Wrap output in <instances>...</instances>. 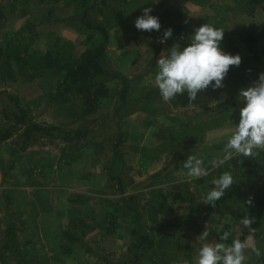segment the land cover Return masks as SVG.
I'll list each match as a JSON object with an SVG mask.
<instances>
[{
	"label": "rangeland",
	"instance_id": "374dc122",
	"mask_svg": "<svg viewBox=\"0 0 264 264\" xmlns=\"http://www.w3.org/2000/svg\"><path fill=\"white\" fill-rule=\"evenodd\" d=\"M186 2L187 0H110L105 6L101 4L97 6L94 13L99 22L112 34L114 31L117 32L120 25L128 24L130 19L135 18L132 16L142 15L145 7H151L152 14L160 19L162 27L159 33L154 32L156 36L157 34L162 36L163 31L169 27L173 29V37L164 45L156 42L160 37L153 38L148 44H145L142 39V45H151L155 51L143 56L144 59L140 63L143 68L134 71L139 74L131 76L134 82L131 84L128 107L121 110L120 118L115 111V107L119 105L118 92L122 87V85L119 86L120 80L112 77L104 80L103 83L110 90L109 96L100 102L95 113L86 116L77 97L62 94L58 72H46L42 76L33 78L31 72L19 68L12 60L8 61V55L12 49L22 50L28 47L34 51L46 52L51 46H56L58 40H61V43L68 41L76 46L79 52L84 51L88 34L83 33L80 24L74 23L71 19L77 8L73 0L58 2L56 0H19L15 8L0 12V91H8L17 96L38 123L57 125L66 130L86 128L92 131L86 139L77 144L66 145L67 143L61 140H42L38 143L41 157L46 165H43L40 172L31 171L29 179L30 184L51 189L50 187L54 188V184L49 177L61 175L62 169L68 164H73L72 171H75L73 177H77L80 173L76 169L81 170L85 175L103 172L102 175L106 180L102 178L104 176L89 179L90 181L87 179L86 183L89 181V186L72 189L74 198L73 202L71 201L73 205L71 216L84 217V219L81 220V224H77L82 227V230L74 232L77 227L71 223L70 227L73 230L70 227L67 230L69 235L79 238L87 237L85 234L91 229L88 235H94V242H97L99 264H107V261L123 264L131 259L129 248L132 244L131 230L135 215L127 205L123 204L122 199L129 202L131 199V205L140 214L138 222L143 233L149 234L156 241L155 248L142 264H154V262L195 264L200 246L197 238L205 230L197 229L192 224V227L187 228L168 225L186 221L190 223L192 219L200 215L206 207L203 204V197L212 187V181L225 171L231 172L234 177L237 197L231 203L229 211L219 210L212 216L207 240L221 242L219 236L228 226L231 235L226 243L230 244L233 238L246 241V264H259L264 252V219L256 230L251 226L253 230L249 233L248 229L241 228L239 218L244 215L243 207L252 189L264 188V169L253 167L251 164L253 158L244 157L243 160L242 156H235L222 165L217 164L216 167H212L205 159L204 163L207 164L204 167L211 171L209 174L212 173L216 177L189 179L186 177L187 170L181 164L185 154L183 147L188 144L189 138L194 139L193 133L197 134L198 138L203 127L189 130L190 133L193 132L191 137L184 133L178 135L176 128L170 127L175 125L182 129L187 124L193 126L194 121L191 118L185 119V116L178 113L173 114L171 122L165 123L163 128L158 130L159 135L163 134V137H167L168 142L165 147L137 151L140 150L139 145L144 143L143 139L146 136L142 119L135 121L133 126L138 128V132L132 134L134 136L130 134L131 137L126 124L120 125L122 117L141 106L149 112L148 117H145L148 122L151 121L148 124L152 123L153 117L169 113L175 108V103L178 102L176 97L168 102L163 101L155 86V78L152 76L155 61L160 57V53L170 48L174 42L183 43L194 28L205 23L225 31L235 30L237 24L257 27L264 23V9L248 6L237 0H188L194 5L192 7ZM1 4L6 5L7 0H0ZM132 30L136 32L134 27ZM134 38L135 36L131 42H127H135ZM120 40L119 38L118 41ZM9 45L13 47L9 48ZM107 48L108 51L110 50L107 53V68L112 74L118 73L116 63L121 61L118 56L116 61L114 53L119 49L115 51L113 49L115 46H111L109 42ZM257 51L264 55V41L258 45ZM242 54V63L237 67L238 69L248 68L247 63L253 60L246 50ZM122 64L125 63L122 62ZM255 73L256 70L250 72L252 75ZM147 78L148 83L144 82V84L141 79ZM244 82H246L244 87L254 83L250 78H245ZM142 102L144 105H138ZM231 103L238 104L237 100ZM2 109L0 102V131L7 127ZM223 120V117H218V121ZM125 128L126 132L123 131ZM199 129L200 132H198ZM4 145L7 148L3 150L0 147V160L11 159L12 149L16 148L12 141ZM113 145L118 146V157L115 156ZM222 146L224 148L225 145ZM223 148L211 151L213 156L211 158L222 157ZM134 150L138 152L139 158L136 156L134 160L131 158L132 162H128ZM205 152L207 154L208 151ZM52 157V163H49ZM19 158L14 155L8 162L11 163L8 173L3 172L0 177V253L6 260L5 264H36L33 258L27 259L28 255L32 254L27 252V248L25 249L21 244V238L28 232L22 229L17 230V224L21 221L19 217H22L21 208L18 206L21 202L17 198L12 200L10 198L13 192H17L18 184L15 175L23 167ZM234 160L237 162L234 163ZM159 163L163 167L162 170L152 174L153 167ZM117 164L120 170H117ZM89 169L95 171L88 173ZM111 177H116L122 182L120 189L118 183ZM81 191L85 194H80ZM177 192H181L183 201L172 200ZM101 208L108 209V214L98 213ZM159 224L163 226V229L155 232L150 230ZM11 232L14 234L13 240ZM103 237L109 239L110 244L108 242L103 244ZM70 246L75 249L77 245L69 243L68 247ZM0 264L4 263L0 261Z\"/></svg>",
	"mask_w": 264,
	"mask_h": 264
},
{
	"label": "crops",
	"instance_id": "0c3cea01",
	"mask_svg": "<svg viewBox=\"0 0 264 264\" xmlns=\"http://www.w3.org/2000/svg\"><path fill=\"white\" fill-rule=\"evenodd\" d=\"M162 2L163 1H161V3ZM186 3L191 7L194 6L192 3L188 2V0ZM132 17L135 18L130 19V22L128 24L120 25V28L116 33L115 31L113 34L109 32L110 45L115 46V48H113L115 51L116 49H119L118 52L114 53L116 61L117 56L121 61L119 63H116V69H118L117 74L121 75L122 77H126L130 81L133 80V77L131 78V76L139 74L138 72L134 73V71L143 68L140 64L144 59L143 56L147 55L148 53L152 54L153 51H155L154 48H151V45H142V39H144L145 44H148V42H150L153 38L161 37L160 34H157L156 36L154 32H137L136 29V32H134V30L132 29L134 27V22L137 16ZM134 36L135 42L128 43L127 41L131 42V39H133ZM119 38L121 39L120 41H118ZM123 38H125V40H122ZM244 50L246 49L241 48L239 54L240 56H243L242 53L244 52ZM108 52H110V50L108 51L107 48V53ZM122 62L125 64H122ZM247 66L248 68L242 67L239 69L237 67H231L224 80L225 87L215 92L211 89L202 91L198 95L197 100L193 102L195 106L190 105L189 103L186 105L175 103V108H173V111H170L169 113H162L155 117L152 116L154 119H152V123L150 124L148 123L151 121L148 122L147 118H145L148 117L149 112L143 106H141L139 108H136L135 110H132V112L130 111L127 115L125 114L126 116L122 117L123 119L121 120L120 125L122 126L123 124H126V126L129 128V136L130 134L131 136H134L132 134H136L138 132V128L133 125L135 121H141L142 119V124H145L143 128H145L146 130V136L143 139L144 143H141V145H139L140 150H137L142 151L149 150L151 148H162L163 146L165 147L166 143L168 142L167 137L165 135V137H163V134L159 135L160 131L158 130L162 129L165 123L171 122V117L173 116V114L178 113L181 116H185V119L188 120H190L191 118L194 121L193 126L187 124L182 127V129L175 127V125H173L174 127H170L176 128L175 131L179 132L178 135L184 133L185 135H189L188 137H191L190 135H192L193 132H190L195 128H204L198 138L196 137L197 134L193 133L194 139H187L188 144L184 145L183 147L185 154L183 161H181V164L186 161L188 155L196 156L197 158L202 159L203 162L206 159L207 161H205L210 163V161L212 160L211 157H213L211 156V151H215L219 146L225 145L229 136L231 135V132L228 130L229 121L237 123L239 120V117H237L239 116L238 104H236V108L231 107L229 110L221 112H218V107L219 105L226 102L237 100L236 98L239 90L241 88H244L246 84V82H244L245 78H250L252 82H255L257 80L258 74L264 72V55L260 54V59L258 60H249ZM253 70H256V73L254 75L250 74V72H252ZM156 72L157 68L155 65L154 73L152 75L153 78H155ZM141 81H143V83H148V78L145 80L141 79ZM133 82L134 81H132V83ZM119 86H121V83ZM222 95L224 97L223 101L214 102L220 101ZM145 102L147 103V101ZM138 105H144V102ZM117 108L118 106L115 107V111L117 110ZM218 117H223L224 120L220 122L218 121ZM189 130L191 131L189 132ZM123 131L126 132L127 129L125 128V130ZM198 132H200V129ZM0 147L3 150L7 148L4 144ZM114 147L115 145H113V149ZM203 151L208 152L206 154V152L204 153ZM135 152L136 150H134V152L132 153L133 156H129L128 162L131 160V158H133L134 160V157L136 158V156L139 158L138 152L134 154ZM14 155L15 157H20L18 160L21 159L23 167L21 168L22 170L15 175V180L18 184L16 190L17 192H13L10 195V198L11 200L12 198H17L21 202V204H19L18 206L19 208H21L22 217H19V219L22 222L20 221L17 224V230L22 229L28 232V234L23 235L24 237L21 238V244L25 247V249L27 248V252H30L32 254L28 255L27 259L29 260L33 258V260H35L34 263L36 264H99L97 260L99 259V252L96 248L97 242H94V235H88L89 233H91V229L88 230V232L85 234L87 237H76L78 241V243L75 244L77 245L76 248L78 247L77 249L72 248V246L68 247V244L72 242L68 241L63 236V233H67V230L70 227V223L71 225H76L75 227H77L74 232L77 230H82V227L77 226V224H81V220H83L84 217L80 218L79 216H77V218H74L73 216H71L73 211V205L71 203L73 202L72 199L74 198V195L72 193V191L74 190L72 189L75 187L84 188L85 186H89V181L94 179L95 177L99 178L104 176L102 175L103 172L98 171L97 174L93 173V175H85L81 170L76 169L78 172H80V176L78 175L77 177H73V173L75 172L72 171L74 169L73 164H68L65 165L62 169L63 172L61 173V175L57 174V176L55 177H49V180H51V182L54 184V188L50 187L51 189H43L42 186L38 187L33 183L30 184L29 179L31 171L38 172L40 169H42L43 165H46V162L41 157V149H39L37 144L31 147L26 152L21 153L16 151V153L12 154L11 159H1L0 161L2 162V164L0 163V177H2L3 172L8 173V167L11 165V163L8 162L13 159ZM22 159L24 160L23 162ZM52 159L53 157L50 159L49 163H52ZM206 162L203 164V166H206ZM116 168L117 170H120L118 164ZM161 168H163L161 163H159L157 166H154L152 174L159 172L160 170H162ZM94 171V169H89L88 173ZM207 171L208 175L203 177H216V175H213L212 173L209 174L211 172L210 170ZM37 178L41 180L40 177ZM102 178L105 179V176ZM87 179L90 180L86 183ZM55 184L57 185L55 186ZM80 194L85 193L81 191ZM23 199H25V201ZM80 212H82V210H80ZM98 213H105L107 215L108 209L101 208L99 209ZM74 219L76 220L74 221ZM209 228L210 222L207 225V230H209ZM70 229L73 230L72 227H70ZM203 229L206 230V227H204ZM29 231H31V233H29ZM102 242L103 244H106L107 242L108 244H110L109 239H105L104 237L102 238ZM189 260L190 259H188V261Z\"/></svg>",
	"mask_w": 264,
	"mask_h": 264
},
{
	"label": "trees",
	"instance_id": "16d2710c",
	"mask_svg": "<svg viewBox=\"0 0 264 264\" xmlns=\"http://www.w3.org/2000/svg\"><path fill=\"white\" fill-rule=\"evenodd\" d=\"M46 1V0H42ZM57 2L60 0H56ZM110 0H73L77 4L74 15L71 17L74 23L80 24L83 33L88 34L86 39V49L79 52L76 46L68 41L58 40L56 46H51L46 52L34 51L28 47L20 50L12 49L8 55V61L12 60L21 69L31 72L33 78L42 76L43 73L56 71L60 78V89L63 95L77 97L85 110L86 116L95 113L100 102L109 96L110 90L104 80L108 77L121 81L122 87L118 92L119 105L116 110L120 118V112L128 104V98L131 90L132 81L126 77H122L117 73H110L107 68V46L109 42L108 29L99 22L94 13L98 5L105 6ZM248 6L260 7L264 9V0H237ZM19 0H7L6 5H0V12L5 9L15 8ZM225 31V30H224ZM264 41V23L257 27H249L237 24L235 30L225 31L222 41V50L230 54H240L241 48H245L253 60L260 59L257 47ZM9 45V48H12ZM1 52V50H0ZM177 103L181 105L188 104L187 95L176 96ZM0 102L3 106L2 115L7 127L0 131V146L6 142L12 141L16 149L14 152H26L31 147L40 143L42 140H61L67 144H77L86 139L92 131L89 129L66 130L57 125L42 124L36 122L30 111L23 106L20 99L9 93L8 91H0ZM231 107L236 108V104L226 102L218 107V112L227 111ZM120 136L118 137V139ZM117 139V140H118ZM221 149L219 146L217 149ZM115 156L118 157V146L114 147ZM253 167H261L264 169V154L256 151L255 156H251ZM244 160V157H242ZM237 161L234 160V163ZM2 164V162L0 161ZM111 179L118 183L121 188L122 182L116 177ZM253 197V205L249 206L245 203L243 210L244 215L254 217L255 223L252 225L254 230L260 226L261 220L264 219V188L252 189L249 197ZM237 197V187L235 184L225 192V195L216 202L215 207L207 206L200 215H197L189 223H169L168 226L173 227H193L203 229L206 227L212 216L219 210L229 211L231 203ZM247 198V199H248ZM175 201H183L181 192H177L173 199ZM124 205H127L135 215L133 228L131 230L132 244L129 248L131 259L123 264H142L143 260L149 256V253L155 248L156 241L149 234L143 233L139 219L140 214L131 205L130 202L122 199ZM243 218V215L239 217ZM193 222V223H192ZM162 225H156L151 231H160ZM227 226L224 231H228ZM12 240L14 234L11 232ZM63 236L72 243H78L77 239L68 233ZM0 261L5 264V258L0 253ZM107 264H113L109 261ZM154 264H161L155 263ZM264 264V252L261 255L260 263Z\"/></svg>",
	"mask_w": 264,
	"mask_h": 264
},
{
	"label": "clouds",
	"instance_id": "9594fccd",
	"mask_svg": "<svg viewBox=\"0 0 264 264\" xmlns=\"http://www.w3.org/2000/svg\"><path fill=\"white\" fill-rule=\"evenodd\" d=\"M152 13L151 7L143 8L142 15L134 22L137 31L160 32V19ZM224 35L223 29L205 23L194 28L183 43L174 42L170 48L160 53L155 61L157 72L154 83L163 101L168 102L178 95L186 94L189 104L195 106L193 102L202 91L211 89L215 92L225 87L224 80L230 68L239 67L242 57L222 50ZM172 37L173 29L169 27L156 42L164 45ZM223 98L222 95L220 101L214 102H221ZM236 99L239 120L237 123L229 121L228 130L231 135L223 148V156L210 161L212 167L222 165L235 156L251 157L256 155L257 150H264V72L258 74L253 84L241 88ZM203 164L202 159L188 155L183 162L187 177L197 179L207 176L208 171ZM233 184L231 172H223L212 181V187L203 197V204L215 207L216 202ZM245 203L253 205V197L250 196ZM254 223V217L249 215H243L240 219L241 228L248 229L249 233L253 230L251 226ZM230 235L229 231H224L219 236L221 242H208L209 232L206 226V230L197 238L200 246L195 264H246V241L233 238L230 244L226 243Z\"/></svg>",
	"mask_w": 264,
	"mask_h": 264
},
{
	"label": "built area",
	"instance_id": "2783aa9c",
	"mask_svg": "<svg viewBox=\"0 0 264 264\" xmlns=\"http://www.w3.org/2000/svg\"><path fill=\"white\" fill-rule=\"evenodd\" d=\"M257 152H261V153H263V154H264V150H257Z\"/></svg>",
	"mask_w": 264,
	"mask_h": 264
}]
</instances>
